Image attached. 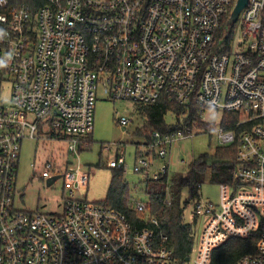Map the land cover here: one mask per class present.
I'll return each mask as SVG.
<instances>
[{"label": "built area", "instance_id": "2783aa9c", "mask_svg": "<svg viewBox=\"0 0 264 264\" xmlns=\"http://www.w3.org/2000/svg\"><path fill=\"white\" fill-rule=\"evenodd\" d=\"M240 1L45 0L34 15L0 0V264H177L166 236L80 197L89 175L72 159L90 147L99 95L237 116L234 130H217L220 146L238 143L232 180L219 185L218 203L200 195L192 204L193 264L219 263L232 241L250 248L235 264H264V0H246L232 22ZM42 128L68 144L71 162L53 157L41 174L64 180L61 215L15 207L22 143ZM191 136L155 131L137 146L133 172L160 180L173 144ZM126 165L122 153L108 167ZM132 205L147 213L146 202Z\"/></svg>", "mask_w": 264, "mask_h": 264}, {"label": "rangeland", "instance_id": "374dc122", "mask_svg": "<svg viewBox=\"0 0 264 264\" xmlns=\"http://www.w3.org/2000/svg\"><path fill=\"white\" fill-rule=\"evenodd\" d=\"M241 21L236 25L239 28ZM95 108L94 130L89 137L90 147L82 151L78 157L72 159L73 166L81 164L82 170L89 175L86 189H80V197L88 201L99 203L106 200L113 180L114 171L108 167L115 155L122 153L126 156L125 180L129 184L128 191L134 202H146L143 191L144 180L133 172L135 152L137 146L145 140L137 135V131L144 128L145 118L137 113L135 104L126 101L106 99L98 96ZM220 112L207 111L202 115V121L212 124L211 131L192 129V136L179 140L173 144L169 153V177L185 175L191 164L201 162L208 167L202 178V188L199 191L203 200L218 203L220 187L211 180V167L217 162L216 150L221 147L217 140V130L222 121ZM125 118L130 124L123 128L119 119ZM165 122L169 126L177 124L174 113H168ZM68 144L64 139L53 138L48 128L39 130L35 140L24 139L18 163V173L15 192V207L19 210L61 215L64 205V180L59 179L48 187L47 181L41 178L44 167L51 158L63 165L71 160L67 155ZM190 191L184 189L182 198L188 199ZM193 206L186 210V221L193 222ZM203 220H198L201 229ZM194 255L191 257L193 264Z\"/></svg>", "mask_w": 264, "mask_h": 264}, {"label": "trees", "instance_id": "16d2710c", "mask_svg": "<svg viewBox=\"0 0 264 264\" xmlns=\"http://www.w3.org/2000/svg\"><path fill=\"white\" fill-rule=\"evenodd\" d=\"M26 4L30 6L33 14H37L45 0H10V6ZM137 113L145 118L144 128L137 131V135L145 140L144 143L152 141L155 131L168 133L170 131L184 130L192 131L194 128L205 131L212 130V124L202 121V113L196 106L187 107L161 100L156 104H135ZM168 113H174L177 124L169 126L165 122ZM237 116L234 114H223L221 125L226 131L234 130ZM238 143L230 147H219L216 150L217 162L211 167V180L218 185L228 183L233 178V172L237 165ZM113 180L110 185L108 196L105 201L99 202L124 213L134 226L143 229L153 228L157 237H167L164 243L174 254L177 264H187L186 260L191 258L197 241L196 220L186 221V210L200 199V187L202 178L208 167L201 162L190 165L185 175L169 177V172L158 181L147 180L145 182L144 195L147 197V213H139L134 208L128 191L129 184L125 180L123 169H112ZM184 189L190 191L189 198L184 200L182 192ZM155 217L160 227L156 229L147 217ZM248 241H232L221 251V260L217 264H235L237 260L249 252Z\"/></svg>", "mask_w": 264, "mask_h": 264}, {"label": "water", "instance_id": "95a60500", "mask_svg": "<svg viewBox=\"0 0 264 264\" xmlns=\"http://www.w3.org/2000/svg\"><path fill=\"white\" fill-rule=\"evenodd\" d=\"M247 1L246 0H241L238 7L236 8L234 14H233V17H232V22H236L242 8L246 5ZM62 177L61 176H55V177H52L51 179H49L47 181V185L48 187L52 186L56 181H58L59 179H61ZM190 259L188 258L186 260V262H189Z\"/></svg>", "mask_w": 264, "mask_h": 264}]
</instances>
